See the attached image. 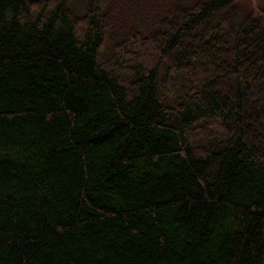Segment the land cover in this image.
<instances>
[{
    "label": "trees",
    "instance_id": "obj_1",
    "mask_svg": "<svg viewBox=\"0 0 264 264\" xmlns=\"http://www.w3.org/2000/svg\"><path fill=\"white\" fill-rule=\"evenodd\" d=\"M0 0V264H264V9Z\"/></svg>",
    "mask_w": 264,
    "mask_h": 264
},
{
    "label": "rangeland",
    "instance_id": "obj_2",
    "mask_svg": "<svg viewBox=\"0 0 264 264\" xmlns=\"http://www.w3.org/2000/svg\"><path fill=\"white\" fill-rule=\"evenodd\" d=\"M238 6L242 16L250 12L258 13L264 9V0H238Z\"/></svg>",
    "mask_w": 264,
    "mask_h": 264
}]
</instances>
